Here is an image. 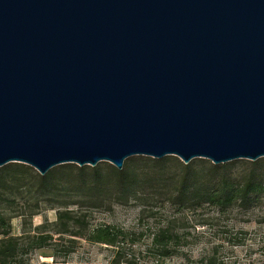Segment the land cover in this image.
<instances>
[{"label":"water","instance_id":"1","mask_svg":"<svg viewBox=\"0 0 264 264\" xmlns=\"http://www.w3.org/2000/svg\"><path fill=\"white\" fill-rule=\"evenodd\" d=\"M264 158V0H0V168Z\"/></svg>","mask_w":264,"mask_h":264},{"label":"trees","instance_id":"2","mask_svg":"<svg viewBox=\"0 0 264 264\" xmlns=\"http://www.w3.org/2000/svg\"><path fill=\"white\" fill-rule=\"evenodd\" d=\"M240 165L246 169L237 172ZM263 196L264 158L223 165L198 159L185 165L175 157H133L121 171L108 163L67 164L45 176L23 164H8L0 168V264H30V254L43 249H51L54 257L69 256L78 240L110 247L111 264H135L134 256L125 251L129 243L135 245V234L112 225H92L91 212L138 202L142 219L149 220L154 216L146 207L153 201L184 213L206 206L249 209ZM9 209L14 216L7 214ZM43 210H57L56 222L12 235L13 218H22L24 224ZM180 240L174 222H169L151 234L146 252L170 258Z\"/></svg>","mask_w":264,"mask_h":264},{"label":"rangeland","instance_id":"3","mask_svg":"<svg viewBox=\"0 0 264 264\" xmlns=\"http://www.w3.org/2000/svg\"><path fill=\"white\" fill-rule=\"evenodd\" d=\"M245 169L246 165H240L237 172ZM146 208L154 216L149 220L142 219L141 204L132 202L111 210L93 211L89 221L92 225H112L135 234V245L129 243L125 250L127 255L134 256L135 264H264V196L249 209L234 207L221 211L206 206L179 213L162 201H153ZM6 211L9 216L15 215L12 209ZM56 220L57 210H43L24 224L22 218H13L12 235L21 236ZM169 222H174L181 240L175 254L162 260L146 250L151 234ZM73 248L69 256L60 254L57 257L51 249L36 251L30 254L29 263L111 264L113 259V251L108 246L78 240Z\"/></svg>","mask_w":264,"mask_h":264}]
</instances>
